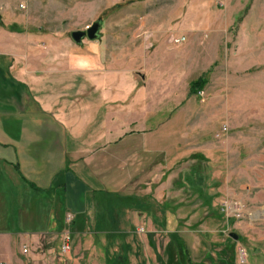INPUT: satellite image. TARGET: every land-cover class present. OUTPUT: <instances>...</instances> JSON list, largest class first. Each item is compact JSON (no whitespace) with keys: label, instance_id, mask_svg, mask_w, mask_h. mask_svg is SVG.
<instances>
[{"label":"crops","instance_id":"crops-1","mask_svg":"<svg viewBox=\"0 0 264 264\" xmlns=\"http://www.w3.org/2000/svg\"><path fill=\"white\" fill-rule=\"evenodd\" d=\"M21 2L28 0H0V263L21 264L19 245L60 232L70 212L71 232L85 241L96 237L87 245L89 256L98 238L115 235V251L92 258L91 264L165 263L167 243L179 264L182 243L188 264H223L225 240L218 238L216 226L203 230L189 224L198 217L209 218V224L218 220L213 204L222 193V186L209 185L208 155L196 129L182 124V107L194 111L197 106L188 91L198 73L197 49L191 46L196 41L190 38L179 48L176 71L188 77L186 86L143 81L139 71L136 82L129 69L137 65L167 67L156 49L151 57L149 50L125 42L128 34L133 43L148 19L132 11L151 2L101 4L98 13L114 9L102 21L107 31L78 43L55 30L51 19L38 17L37 0H29L31 14L23 21L17 13ZM138 20L142 25L131 29ZM198 30L204 29L189 32ZM205 31L209 44L220 30ZM153 39L159 44L163 38L154 34ZM205 91L209 105V86ZM151 171H159L157 178L151 179ZM135 174L141 178L131 183ZM111 202L125 204L121 215L110 216L104 204ZM146 232L162 239L161 248L153 242L158 262Z\"/></svg>","mask_w":264,"mask_h":264},{"label":"rangeland","instance_id":"rangeland-1","mask_svg":"<svg viewBox=\"0 0 264 264\" xmlns=\"http://www.w3.org/2000/svg\"><path fill=\"white\" fill-rule=\"evenodd\" d=\"M37 1L40 4L38 17L51 19L55 30H64L69 36L70 31L85 29L92 21L98 19L96 38H99L107 31L101 28L102 21L114 10L111 9L112 6L98 13V7L109 0H85V4H81V0ZM118 1V5L122 2L140 1L153 4L145 10L132 11L138 19L143 17L141 15L148 19L145 20L146 27L143 31L135 34V41L129 43V36L126 34L125 42L135 50H149L151 57L156 49L157 58L159 56L165 66L167 64L166 68L156 64L149 70L138 65L134 70L129 69V74L136 82L141 80L137 74L139 71L144 75L143 81L154 83L165 80L175 87L186 86L188 77L176 71L179 63L177 59L180 57L179 48L190 38L196 41L190 44L192 51L197 49L199 65L197 76L192 80L202 76L205 81L195 92H189L196 97L197 106L194 111L182 107V119H185L182 124L185 123L187 129H196L197 142L206 149L208 155L206 172L209 175V185L222 186V193L213 204V208L220 214L218 220L212 219L209 224V218L198 217L191 219L189 224L192 223L195 228H204L203 230H209L211 225L216 226L218 238L225 240L221 250L223 264H264V0ZM21 3L23 6L19 4L17 13L21 14L23 21H28L31 4L29 0ZM117 12L125 14L128 11L119 9ZM140 22H135L131 29ZM141 25L142 22L138 27ZM213 27L220 31L214 42L209 40L208 44L204 42L207 33L205 29ZM190 29L204 30L192 34ZM154 34L162 36L159 44L153 39ZM177 36H183L184 41L174 44L172 38ZM145 37L149 40H144ZM189 54L187 52L182 58L188 59ZM205 86H209V105L205 101ZM198 91L203 92L201 96ZM153 108L150 106V109ZM167 108L168 112L170 108L174 112L173 107ZM190 113L194 115L191 119ZM170 125V129L174 128L172 123ZM157 172L159 171H151V179L157 178ZM134 177L131 183L141 178L138 174ZM127 179L129 186L130 178ZM139 186L138 183L135 190H139ZM104 206L110 216L115 211L121 215L126 208L125 204L120 202L106 203ZM71 221L72 214L66 212L64 228H61L60 232L49 236L37 235V241L19 245L21 264H91L92 258L101 259L105 252L111 255V252L115 251L116 244L114 239H111L115 235L111 238L100 237L94 254L89 256L91 249L87 245H90L91 238H87V242L83 236L71 232ZM141 233L142 228H138L137 234ZM149 234L150 232L145 234L147 240L153 236L154 240L151 241H157L158 247L161 248L162 239H157L158 234ZM232 234H236V238H233ZM91 241L94 243L96 237ZM62 243L66 244V251L61 249ZM103 246L106 251L102 250ZM23 247L26 249L24 252ZM153 248L151 249L155 254V262H158L155 243ZM180 249L181 264H188V255L184 253L187 249L183 243Z\"/></svg>","mask_w":264,"mask_h":264},{"label":"trees","instance_id":"trees-1","mask_svg":"<svg viewBox=\"0 0 264 264\" xmlns=\"http://www.w3.org/2000/svg\"><path fill=\"white\" fill-rule=\"evenodd\" d=\"M205 79L202 76L197 77L196 79L189 82V92H195L198 88L202 86ZM150 236V234H149ZM152 239L148 238V243L152 249H154V243L151 241ZM174 246L171 243H167L166 245V259L165 263L162 261H159L160 264H179V261L177 257H175L176 251H174ZM185 253V251H184Z\"/></svg>","mask_w":264,"mask_h":264},{"label":"water","instance_id":"water-1","mask_svg":"<svg viewBox=\"0 0 264 264\" xmlns=\"http://www.w3.org/2000/svg\"><path fill=\"white\" fill-rule=\"evenodd\" d=\"M99 27V20L92 21L85 29H76L70 31L71 39L78 43L81 38L86 37L87 39H95L97 36V29ZM233 238H236V234H232Z\"/></svg>","mask_w":264,"mask_h":264},{"label":"built area","instance_id":"built-area-1","mask_svg":"<svg viewBox=\"0 0 264 264\" xmlns=\"http://www.w3.org/2000/svg\"><path fill=\"white\" fill-rule=\"evenodd\" d=\"M184 41V37L183 36H177V37H173L172 38V42L174 43V44H180V43H182ZM198 93V95H202V91H198L197 92ZM64 238H65V236H64ZM61 249L63 250V251H66L67 250V246H66V244H64V243H62V245H61ZM22 251L24 252V251H26V249H25V247H23L22 248ZM1 264V263H0Z\"/></svg>","mask_w":264,"mask_h":264}]
</instances>
